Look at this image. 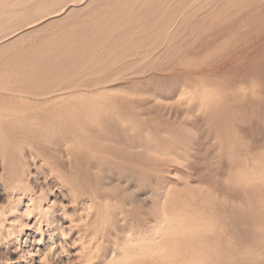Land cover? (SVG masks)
I'll use <instances>...</instances> for the list:
<instances>
[{"label": "rangeland", "instance_id": "rangeland-1", "mask_svg": "<svg viewBox=\"0 0 264 264\" xmlns=\"http://www.w3.org/2000/svg\"><path fill=\"white\" fill-rule=\"evenodd\" d=\"M71 1L0 0V42L17 33L0 43V74H28L27 79L39 77L43 84L45 75L54 76L46 81L71 88L68 93L106 88L131 126L122 128L115 119L117 132L110 127L106 136L117 141H97L102 148L91 169L84 153L70 145L58 163L26 150L27 193L66 206L51 216L77 222L68 236L88 233L83 264H123L109 259L116 241L127 232L137 234L139 223L148 232L163 215L170 221L185 215L187 228L192 218L211 227L191 237L192 228H186L187 236L166 237L177 242L168 254L160 255L150 243L151 249L142 248L148 251L143 264H194L190 257L197 252L205 264H264V0H134L138 21L112 22L102 30L96 23L102 25L108 15L112 21L115 9L131 0L84 5L79 0L77 9L60 18L45 16L44 10L68 8ZM33 10H40L37 17ZM24 81L25 87L31 83ZM126 144L145 147L133 150ZM0 159V207H5L19 192L10 181V161ZM90 191L98 199L92 209L82 210L90 208ZM75 197L80 206L72 202ZM26 201L15 216L22 215ZM82 215L85 220L78 222ZM51 216L39 223L45 227ZM111 223L123 225L117 238L107 231ZM5 246L0 242V264L16 258L5 253ZM131 259L127 264L137 260Z\"/></svg>", "mask_w": 264, "mask_h": 264}, {"label": "bare ground", "instance_id": "bare-ground-1", "mask_svg": "<svg viewBox=\"0 0 264 264\" xmlns=\"http://www.w3.org/2000/svg\"><path fill=\"white\" fill-rule=\"evenodd\" d=\"M80 1H81V5L82 4L84 5L85 3L88 2V0H80ZM76 2L78 4L79 0L78 1L73 0L69 4L68 8L66 6V8L64 7L63 9L57 10V11L52 12V13L47 12L49 10H47V11L44 10V13H47L45 16H48L47 17L48 19L49 18H55V19L60 18L61 16L66 14L67 10H70V11H68L70 13V12L74 11L75 8L77 9V7H79V6L76 5ZM134 2H135L134 0L133 1L131 0L130 2L126 1L125 5L123 4L124 6L123 7L121 6L122 8L117 7V9H115L116 11H114L116 13H113V16H110V17H112V21L111 20L109 21V17H108L109 15H108L103 19L102 25L98 26L99 23H96V24H98L96 27H99L102 30V29H104V26H107V24L108 25L112 24V22H114L115 24H120V25H121V23H123V25H127V24L129 25L130 23L138 21L140 19V17L134 16V15H136V14H134L135 8L133 5H131ZM52 3H54V0ZM59 4H60V2H59ZM96 4H97V2H96ZM57 5H58V3H57ZM79 5H80V2H79ZM51 7H52V5H51ZM53 7H55V6L53 5ZM40 10H42V12H43V9H40ZM40 10H37V12H39ZM140 10L142 11V9H140ZM33 11L36 13V14H34L36 16L37 12L35 10H33ZM14 12L22 14L24 11L23 12L14 11ZM7 13H9V12H7ZM5 15H7V14H5ZM34 15H32L31 17H33ZM42 15H43V17H42ZM42 15H41L42 18L41 17H39V18L45 20L44 14H42ZM0 16H2V18H3L4 15H2V13H1ZM9 16H11V15H9ZM16 16H18V15H15V17ZM13 17H8V18L12 19ZM38 19H36V21L39 23V21H41V19L39 21H38ZM98 19H100V18H98ZM3 22H4V19H3ZM8 24L10 25V23H8ZM90 24H92V23H90ZM9 25H7V27H9ZM95 25H93V26H95ZM86 26H87V24H86ZM30 27H32V26H30ZM4 30H5V28H4ZM15 31H16V29H15ZM15 31L9 32L7 35L5 34L6 36H4V39H5L4 41L13 38L15 36L14 33H16ZM18 32H21V31H18ZM167 36H171V33L167 32ZM89 38H90V36H89ZM16 42H14V43H16ZM89 45L90 44H88V46ZM89 47H87V48H89ZM77 50H78V48H77ZM24 76L25 75L17 77L15 75H10V74H5V73L0 74V157L2 159H4V161H3L4 163L7 160L10 161V163H9V165L11 167L10 170L12 169V171H11L12 178L10 181H12V184L14 185V187L17 188L16 190L19 192V193H14L11 197L9 196L10 202H9V204H7V206L0 207V227H1L0 242H3V244L6 245L5 246V253L12 254V255L16 256L14 261L10 260L11 262L9 264H50L51 260H59V261L63 260V261H66V264H83L84 263V254L87 253V251H88L87 247H85L86 243H87L85 241H86V239L89 238V235H88V233L78 232L77 236L75 238L68 236V235H70L73 227L76 226L75 224L77 222L74 221V219L69 221L65 216H61L60 218L51 216V214L55 211H65L66 206H64L63 203L59 204L57 202V199H53V200H49V201L45 202V201H42V197L40 194L38 196V195L27 193L26 189H28V185H31V184L29 183L28 180H26V177L29 176L31 178V176H30L31 174L27 170V165H29V163H27L26 160H29V159H27L29 157L27 155L28 153H26V150L30 151V153H29L30 156H34V157L36 156L37 158H40V159H41V157H43L44 160H46V161L47 160L50 161L51 159L52 160L54 159L53 162L56 163L57 160H60V159L63 160L65 154L69 152L68 149L73 147L74 150L84 153V155L88 159V167L91 169L94 166V164H96L93 161L97 158L98 153H96V152L99 151L100 148H102V147H99L100 143L97 141H100L102 145H105L106 142L115 143L117 141V140L116 141L113 140L110 137L108 138L106 136L107 134H109V132L111 130L110 127H113L114 133L117 132V129H116L117 127L115 128L114 125L112 126L113 122L115 123V119H116V122L119 123V125L120 124L122 125V128H124L123 125H126V124H128V126L130 124V126H131V123H130L131 121H129L127 119L125 113L124 114L121 113L120 109H122V108L120 106H117L116 104H114L115 102H113L109 98V96L106 94V91H105L106 88L103 90H100V91L89 89V90L84 91V92L82 90L81 91L80 90H74L73 92L68 93L66 91H69L71 88L62 87L61 85H54V84H51L52 82H50V83L47 82L49 80L53 81V79H55L54 76H52L53 79L52 78L49 79V77H51V76L48 75L46 78V75H45V79L47 80V81L45 80L46 84H45V81H44V84L40 83L39 80H41V78L38 79L39 77L37 79H36V77L34 79H32V78L27 79L26 76H30V75L27 74L25 77ZM42 79H44V78H42ZM24 80H27L28 82H31V83L30 84L27 83L28 85H27V87H25L24 85H22V83L26 82ZM63 81H61V82H63ZM32 83L34 84V86H29ZM72 83L74 84V82H72ZM101 83H103V82H101ZM40 84H42V85H40ZM74 88H76V85L74 86ZM56 93H58L59 96L51 98L52 97L51 95L56 94ZM108 125H110V126H108ZM98 128H102L103 132L101 133V131H98ZM122 128H119V129H122ZM135 129H136V124H135ZM128 130H130V129H128ZM122 131H123V129H122ZM118 132H119V130H118ZM124 132H125V130H124ZM112 136H113V133H112ZM126 143H128V142H126ZM141 144L139 146H134V145L132 146L130 144L129 145L131 146V149L136 150V149H141V148L143 149L145 147L144 144L143 145H141ZM68 145H70V148H67ZM121 145H122V143H121ZM126 145H127V147H125V148H129L128 147L129 145L128 144H126ZM119 146H120V144H119ZM148 150H149V148H148ZM76 151H74V152H76ZM67 156L69 158V155H67ZM34 160H35V158H34ZM41 161H43V160H41ZM0 162H2V161H0ZM57 163H58V161H57ZM1 164H3V163H1ZM59 164H60V162H59ZM7 165H8V163H7ZM8 171H9V169H8ZM21 191H23V192H21ZM89 194H90V202L89 203L91 204L90 208H89V206H86L88 208L81 207L82 210L92 209L93 204H95L96 199H98L97 198L98 196L96 197L94 192L90 191ZM43 196L45 197V194ZM25 198L27 201H26V203L22 204V206L25 207V210L22 212L21 216L19 215L17 217V215L15 216V213H16V211L20 210L19 206L22 203L21 200H23ZM72 202H74L75 205L80 206V203H79L80 201L77 200V197H75V199H73ZM81 204H83V203H81ZM59 207H60V210H58ZM49 215L51 216V218L52 217L53 218L51 220H49V218H48V221L46 220L47 224L45 225V227H43L44 226L43 223H42V225H43L42 226L40 224L41 222L39 223V220H41V218H46ZM60 215H64L63 212H61ZM34 217L36 219L34 222H32V219ZM84 220L85 219L82 215V217L80 218V220L78 222H80V221L83 222ZM184 220H185V215L184 216L183 215L182 216L181 215H175V217L172 218L171 221H170V219H168L167 217H164V215H163L162 219H160L157 222V225L154 226L148 232H145L144 229L142 228L145 226L144 223H142V224L139 223L138 225H136L137 226V234L131 235L127 232V234L124 233V234H126L124 236V238L122 237L121 240L116 241V247L111 252V256L109 259L114 261V259L120 258V259H122V261L124 263L126 261V264H127V262L128 261L131 262V260H132L131 258L134 257V259H137V260H134V262L131 264H143V262H145V257H146L145 255L147 254L148 251H145V250L142 251V250L145 248L151 249L150 248L151 246H148V245H150V243L151 244L154 243V246H155V244L157 245L155 250H157V252H159V253L163 252V253L168 254L169 251L175 252L174 249L177 248V246H176L177 242L175 243V245H174V243L171 244L170 243L171 241L168 243V241L166 242V237L168 238L170 236L185 235V234L187 236L188 232H186V231H188L189 230L188 228H190V227L187 228V226L185 227L184 225H182V222ZM190 220H192L191 225H193V226H191L192 229L190 228L192 230L190 233V237H191V235H194V234H196V235L198 233L201 234V231L205 227L208 228V226H209L208 222L207 223L206 222L201 223V221L196 222V220L193 218ZM41 221H43V219ZM202 222H204V221H202ZM121 227L117 223H111L109 226V229H107V231L110 232V235L112 237L115 236L117 238L118 231L120 233L121 232L120 230L123 228V227L122 228ZM207 228H205V230ZM209 228L207 229L208 230L207 232H209ZM88 229H89V227H88ZM211 230L212 229H210V232H211ZM96 231L97 230H94V233ZM206 234H209V233H206ZM206 234H204V235H206ZM210 236H209V238H210ZM202 237H201V239H202ZM205 237H203V238H205ZM175 238H177V237H175ZM216 238H218V237H216ZM187 240H185V241H187ZM208 240L209 239H206V241H208ZM214 240H216V239L214 238ZM174 241L175 240H173V242ZM193 242H194V244L196 243L195 241H193ZM193 242H192V244H193ZM35 244L40 246V247L35 248L34 247ZM177 245H179V244H177ZM218 245H219V243H218ZM169 246H171V248ZM153 248L154 247H152V249ZM198 248H199V245H198ZM128 251L130 252V259L131 260L129 259V255H128L129 252ZM197 251H199V250H197ZM215 252H219V251H215ZM215 252H212V253L214 254ZM159 253H156V254H159ZM152 254L153 253H151V255ZM195 254H196V256L194 258H192V256H191L190 257L191 260L190 259L189 260L191 262H194V264H202L203 262L201 263L200 260L202 259L201 257L203 254H201L200 252H197ZM199 254H201V255H199ZM149 255L150 254H148V256ZM160 255H162V253ZM204 255H205V253H204ZM211 255H209V256H211ZM214 255H217V254H214ZM218 255H219V253H218ZM219 256L226 257L223 254L219 255ZM207 258H208V256H207ZM211 258H209V259H211ZM109 259H108V261L107 260L106 261L110 262ZM203 260H205V259L203 258ZM212 260H214V258ZM118 261H119V259H118ZM207 261H208V259H207ZM215 262H217V261H215ZM223 262H225V261H223ZM115 263H117V261ZM203 264H205V263H203ZM209 264H211V263H209Z\"/></svg>", "mask_w": 264, "mask_h": 264}]
</instances>
